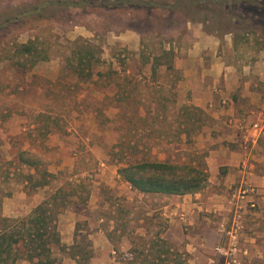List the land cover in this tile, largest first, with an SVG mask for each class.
Returning a JSON list of instances; mask_svg holds the SVG:
<instances>
[{
	"label": "rangeland",
	"instance_id": "obj_1",
	"mask_svg": "<svg viewBox=\"0 0 264 264\" xmlns=\"http://www.w3.org/2000/svg\"><path fill=\"white\" fill-rule=\"evenodd\" d=\"M232 1L224 7L226 0H0V217H27L62 188L70 204L57 217L60 244L52 248L53 264H188L182 197L139 193L117 170L159 161L206 172L208 148L229 149L236 178L227 184L220 179L228 166L218 169L216 183L208 182L206 172L203 204L210 205L212 194H224L226 207L243 181L253 190L255 207H246L241 222H262L252 217L264 211V134L256 138L249 127L264 121V101L257 110L237 102L245 128L235 129L232 142L208 130L202 146L197 139L206 116L178 104L185 93L177 88L181 74L174 66L185 60L196 27L204 34L243 37V54L230 51L229 58L235 66H260L246 77L256 85L248 92L264 100V0L253 13L236 11ZM79 38L100 57L90 80L72 70ZM30 40L46 59L31 68L14 66V45ZM22 151L53 175L48 186L32 190L24 177L33 170L18 163ZM217 213L195 214L218 223ZM223 246L228 252H217L220 264L233 256L244 264L237 247L230 255L232 246ZM11 264L35 262L18 257Z\"/></svg>",
	"mask_w": 264,
	"mask_h": 264
},
{
	"label": "crops",
	"instance_id": "obj_2",
	"mask_svg": "<svg viewBox=\"0 0 264 264\" xmlns=\"http://www.w3.org/2000/svg\"><path fill=\"white\" fill-rule=\"evenodd\" d=\"M241 39L243 37L239 38L232 32H227L222 36L204 34L196 27L191 31L192 46L187 52L185 51V60L174 66L175 70L181 74L177 88H180L181 93H185L178 104L182 105L184 111L199 110L203 116H206L207 121L201 124V135L197 139L201 146L208 139V130L213 131L215 135H221V139L219 138L221 142L225 140L232 142L230 140L234 132L241 128V117L236 113L237 102L249 104V110H255L257 108L255 106L262 105L260 101H264L261 97H256L258 95L256 92L254 94L248 92L250 87L253 88L256 85L251 83V76L246 77L248 72L252 74L260 66L254 65L248 69L239 65L235 66L230 61V51L234 55L243 54ZM254 68L256 70H253ZM186 120L191 123L195 121L190 115ZM195 124L200 125L198 122ZM207 151L206 172L210 175L208 182L216 183L218 169L228 166L230 168L227 169L224 178L220 179L226 184L234 183L236 177L233 174V166L235 165L231 161L233 155L230 154L229 149L220 146L208 148ZM170 197H182L180 216L187 231L182 241L184 244H182L185 251L191 255L188 264H220L223 257L217 252H228L223 245L228 247L235 245L238 249L237 258L244 264H264V211L254 214L255 218L252 217L253 222L257 220V217L261 218L262 222L246 225L241 222L246 219L245 206L238 207L232 197L228 198L229 204L226 207L222 206L225 201L224 194H212L209 197L210 205L208 202L203 204L202 199H206V194L200 192ZM192 199H199L200 203L192 204ZM169 211L171 214L175 212L174 210ZM196 211L218 212L217 215L221 217V222L210 223L206 221L207 219L200 220L195 214ZM230 219L232 223L228 229L226 223L230 222ZM218 220L216 218V221ZM233 223L235 230H231ZM225 235L229 237L223 239Z\"/></svg>",
	"mask_w": 264,
	"mask_h": 264
},
{
	"label": "trees",
	"instance_id": "obj_3",
	"mask_svg": "<svg viewBox=\"0 0 264 264\" xmlns=\"http://www.w3.org/2000/svg\"><path fill=\"white\" fill-rule=\"evenodd\" d=\"M232 2L233 7L231 8L235 9L237 6L236 11L238 7L247 13L258 10L256 9L259 4L258 0ZM223 6H231V0H226ZM199 9L205 10L204 7H199ZM74 43L73 73L81 80H90L93 76V67L100 63V57L96 55V47L81 38ZM168 52L172 54V51ZM13 59L15 60L14 66L31 68L39 61L45 60L46 57L35 46V41L30 40L24 44L14 45ZM154 61L156 63L158 59ZM167 68H172L171 63ZM17 159L21 166L28 167L34 172L24 177L31 184L32 190L49 185L53 175L42 167L41 161L33 159L25 151L19 152ZM117 173L133 190L142 194L162 196L196 194L205 187L207 181L206 172L198 166L159 161H144L126 165L118 168ZM19 176L24 175L19 174ZM67 200L64 190L57 189L39 203L27 217L20 219L0 217V264H11L18 257L30 263L53 264L52 248L60 244L56 225L57 217L70 204ZM78 254L81 257L86 255L82 250H79ZM87 261L86 258L85 262ZM160 264L169 263L163 261Z\"/></svg>",
	"mask_w": 264,
	"mask_h": 264
},
{
	"label": "built area",
	"instance_id": "obj_4",
	"mask_svg": "<svg viewBox=\"0 0 264 264\" xmlns=\"http://www.w3.org/2000/svg\"><path fill=\"white\" fill-rule=\"evenodd\" d=\"M241 129H244V125L240 124ZM247 129V128H246ZM249 129L252 131L253 136L258 138L261 134H264V121H257L251 124ZM253 194V190L249 188V185L242 181V185L232 193V199L234 200V203L238 206H245L248 208H254L255 202L253 199H250L251 195ZM233 228V229H232ZM231 230H235V224L233 223V227H231ZM236 246H232V254L234 255V252L236 251ZM224 264H240V261L236 259V257H230Z\"/></svg>",
	"mask_w": 264,
	"mask_h": 264
}]
</instances>
